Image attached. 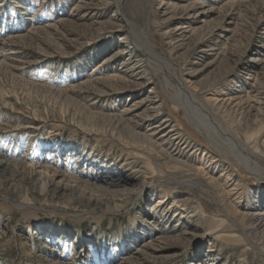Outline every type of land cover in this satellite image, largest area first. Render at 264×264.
<instances>
[{
  "label": "rangeland",
  "instance_id": "1",
  "mask_svg": "<svg viewBox=\"0 0 264 264\" xmlns=\"http://www.w3.org/2000/svg\"><path fill=\"white\" fill-rule=\"evenodd\" d=\"M77 1L0 0V264L130 255L132 264H264V227L242 216L264 212V179L220 131L189 120L175 82L155 65L162 116L192 138L196 168L133 142L131 131L142 138L149 130L134 128L143 107L119 114L131 95L148 93L114 77L122 31L103 24L113 8L76 9ZM121 1L163 66L183 72L184 88L264 163V0H199L194 33L173 46L163 33L176 20L165 22L156 0ZM45 157L70 176L82 170L93 188L81 194L57 176L45 186L35 169L10 163Z\"/></svg>",
  "mask_w": 264,
  "mask_h": 264
},
{
  "label": "bare ground",
  "instance_id": "2",
  "mask_svg": "<svg viewBox=\"0 0 264 264\" xmlns=\"http://www.w3.org/2000/svg\"><path fill=\"white\" fill-rule=\"evenodd\" d=\"M156 1L160 9H165V10H160L164 12L163 16H166V18L164 19L165 22L172 19L176 20L174 26L165 33H163L164 38L168 39L167 42L170 45L173 46L172 43H175L178 40H182L192 36L195 30H193V28L191 27L190 20L191 18L197 19L196 15L199 10L198 8L203 5L202 1L191 0L190 2L183 5H179L176 2V0H156ZM169 4L172 5V7L174 8V10L171 12L168 11L166 8L169 6ZM91 6H94V8L100 7V9H107L109 7H112L113 13L111 15V20H108V22H105L103 24H106L111 29L118 28L119 30L122 31V33L119 34V44H121L122 47L120 48V50L114 52L110 56L113 57L118 54L123 55L121 56L122 58H121V63L118 67V71H117L118 73L115 74L114 77H116V79H118L119 81L128 84V87L129 86L142 87L141 91H146L148 93L145 97L139 100H135V98L133 97L134 95H131L130 100H128V103L124 105V107L121 109V114H119L121 115V117L128 115L132 116L131 113L136 111L138 108L143 107V111H142L143 113L141 117H139L140 120L135 124L134 128H138L137 125H144V126H149L148 127L149 130H147L148 132L147 131L145 132L146 134H144L142 138L141 135L137 133L138 131L137 132L131 131L130 135L131 137H133L132 139H134L133 142H139L141 140V142L144 143L147 146V148L158 150V152L164 155L166 162H171V161L180 162L182 158H185L183 162L187 164V166L194 169L196 168V165H194L196 163L195 158L191 157V155L197 152L198 148H196L192 144L191 142L192 138H190L189 136L188 138H186L183 132L178 129L179 128L178 125L172 124L171 118H168V116H162L165 104L161 99L157 89L155 88V86H153V80L151 76V68H154L155 65V67H157L158 70L163 71L164 76L166 78L172 80V82L173 81L175 82L176 84L175 91L176 93L178 92L179 96L181 97V104L180 103L178 104L182 106L189 120L191 122L193 121L198 122L200 125L204 126L208 131V133L210 134H213V132L216 129L220 131L222 135L227 137L231 146L234 145V147L239 150L240 156L242 158V163L246 165L247 169L251 173H253L257 178L264 179V175H262L263 174L262 171L264 170H260V168L258 167L259 165L264 167V163L261 161V157L256 158L254 156H250L248 152V148L245 146V143L240 141L238 138H236L234 134L230 132L228 129H225L222 126H220L219 123L221 121L219 122L208 113V111L202 104L201 99L199 97L195 98L188 89L184 88L182 83V76H181L183 72H176L173 70L171 71L168 70L165 66H163L161 60L158 59V57H156V55L154 54L153 43L148 39V37L144 34L142 30H138L136 26H134L132 22L126 17V15H124V6L122 1L121 0H79L77 1L75 8L76 9L83 7L91 8ZM199 41L200 40H198L197 42ZM114 77H110V78L113 79ZM134 92H136V90H134ZM138 93H140V91ZM189 106H192V111L188 110ZM117 122L119 121L117 120ZM187 151H190L188 153V156H186L185 154V152ZM207 153L208 152H206L204 156L207 161L210 160L209 165H211L213 157L207 155ZM17 161L20 162L21 164L23 163L24 166L28 169H32V170L35 169V173L39 177L44 179V181H46L45 186L52 184L53 181L51 179H55V176H57L60 178L57 181L58 186H62L64 188L66 186L76 187V189H78V192L81 194H85L87 191H90V189L93 188V185L89 183L88 179L85 177L87 175L85 176L82 175V170L77 171V173L81 175L70 176V174H68L67 172V169L64 168V165L62 166L63 167L62 170H58L54 167L57 164L54 161L53 162L49 161L46 157L43 161H38L34 163L31 162V160H29V162L28 161L24 162L20 159L14 160L10 163H15ZM229 175L230 174L227 173V175L225 176V182L229 177ZM238 185H239L238 183H235L234 188L238 187ZM237 196L238 195H236L235 197L237 198ZM181 202L182 200L175 198L172 204L176 206L177 204L183 205V203L181 204ZM158 203L159 204L162 203V199H158ZM235 211L236 210L234 208L232 212L235 215H237ZM262 214H264V212L263 213L252 212L251 214L247 213V214H243L242 216L245 219L249 217L250 221L255 222L256 224L259 225H263L264 227V217L261 216ZM86 255L87 254L84 253V250L80 248L77 257L83 260L86 258ZM132 259L133 257H131V255L124 258L120 257L114 260H107L105 258L102 259L99 257L98 262L96 264H132ZM205 264H218V262L217 260L212 258V260L209 262L205 261Z\"/></svg>",
  "mask_w": 264,
  "mask_h": 264
}]
</instances>
